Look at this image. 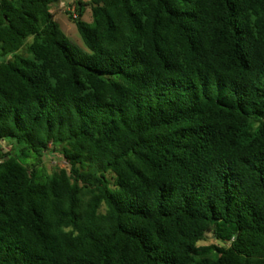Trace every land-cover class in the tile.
<instances>
[{"label":"trees","instance_id":"16d2710c","mask_svg":"<svg viewBox=\"0 0 264 264\" xmlns=\"http://www.w3.org/2000/svg\"><path fill=\"white\" fill-rule=\"evenodd\" d=\"M58 2L0 0V264H264V0Z\"/></svg>","mask_w":264,"mask_h":264},{"label":"rangeland","instance_id":"374dc122","mask_svg":"<svg viewBox=\"0 0 264 264\" xmlns=\"http://www.w3.org/2000/svg\"><path fill=\"white\" fill-rule=\"evenodd\" d=\"M81 2H87L88 0H80ZM78 8V0H59L58 4L52 8V13L55 18V22L59 25V28L62 32H64L68 39L78 48L84 49V44L77 33L75 25L72 23L73 21L70 19L71 14H76V9ZM83 20L86 22L92 23L91 10L89 6L85 7V12L83 16ZM3 58L0 56V64L3 62ZM2 153H6L9 151V146L5 141L0 142ZM43 166L46 168L48 173H53L54 171H58L59 169L67 168V164L63 159L62 155L57 151L50 147L49 151H47L42 160ZM202 246H210L217 245L223 247L221 241H216L211 234H209L208 238L201 244ZM212 257H215V254H211Z\"/></svg>","mask_w":264,"mask_h":264}]
</instances>
